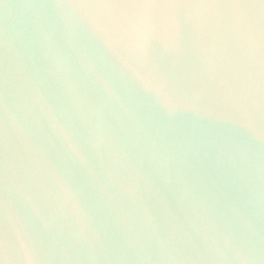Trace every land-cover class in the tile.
<instances>
[{
    "label": "water",
    "instance_id": "water-1",
    "mask_svg": "<svg viewBox=\"0 0 264 264\" xmlns=\"http://www.w3.org/2000/svg\"><path fill=\"white\" fill-rule=\"evenodd\" d=\"M0 264H264V0H0Z\"/></svg>",
    "mask_w": 264,
    "mask_h": 264
}]
</instances>
